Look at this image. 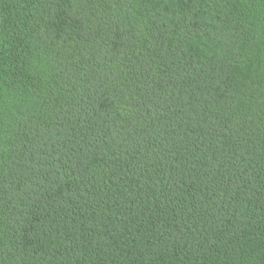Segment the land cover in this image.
I'll list each match as a JSON object with an SVG mask.
<instances>
[{
	"label": "trees",
	"instance_id": "trees-1",
	"mask_svg": "<svg viewBox=\"0 0 264 264\" xmlns=\"http://www.w3.org/2000/svg\"><path fill=\"white\" fill-rule=\"evenodd\" d=\"M0 264H264V0H0Z\"/></svg>",
	"mask_w": 264,
	"mask_h": 264
}]
</instances>
